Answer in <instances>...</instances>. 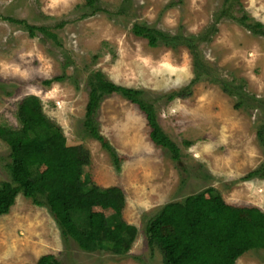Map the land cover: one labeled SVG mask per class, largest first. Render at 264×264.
Masks as SVG:
<instances>
[{
  "label": "rangeland",
  "instance_id": "obj_1",
  "mask_svg": "<svg viewBox=\"0 0 264 264\" xmlns=\"http://www.w3.org/2000/svg\"><path fill=\"white\" fill-rule=\"evenodd\" d=\"M239 2L242 11L234 12L235 5L233 15L245 13L264 29V0ZM83 3L0 0V124L18 128V102L36 96L67 144L88 149L84 185L122 189V218L136 228L135 237L123 253L83 251L72 239H63L45 202L35 204L18 194L0 215V264H36L47 253L59 264H162L159 249L147 244L146 221L165 203L208 186L230 205L264 212V179H242L264 161L255 139L258 113L234 108L230 96L206 81L193 84L189 96L168 100L165 95L192 77L189 50L184 45L151 47L130 28L142 23L196 35L215 26L210 41L199 46L204 61L220 78L244 80L257 97H264V36L228 17L215 20L222 0H99V11L78 18L75 6ZM6 16L44 26L57 41L38 30L30 36L21 25L2 19ZM59 21L63 25L55 27ZM96 70L116 84L140 89L154 103L158 124L179 148L180 161L149 140L144 114L117 93L103 98L96 110L98 131L115 151L117 165L84 133L87 76ZM62 74V80L53 79ZM7 155L0 140V182L8 179ZM235 264H264V251H245Z\"/></svg>",
  "mask_w": 264,
  "mask_h": 264
},
{
  "label": "trees",
  "instance_id": "obj_2",
  "mask_svg": "<svg viewBox=\"0 0 264 264\" xmlns=\"http://www.w3.org/2000/svg\"><path fill=\"white\" fill-rule=\"evenodd\" d=\"M240 12L239 0H222L215 13V20L228 17L252 34L264 36L260 22L249 21ZM101 9L99 0H84L76 5L78 18L93 15ZM21 25L31 36L38 30L56 40V35L44 26L29 24L25 20L2 17ZM63 21L54 23L61 27ZM131 32L146 39L155 47L163 44L171 48L184 45L192 57V77L186 85L168 93V100L187 97L191 86L198 81L217 85L230 96L233 107L258 113L255 139L264 156V97H257L245 87L244 80L223 79L214 73L200 53V43H207L215 34V26H207L200 33L184 34L165 32L152 26L133 23ZM64 75L53 79L60 81ZM51 81L45 80L48 85ZM88 98L83 117L84 133L95 139L114 163L117 155L107 139L99 133L96 110L106 96L117 93L134 104L143 114L148 126V138L156 146L166 149L174 161H180L177 145L162 130L157 121L154 103L143 96L140 89L112 82L99 71L87 76ZM18 128L0 124V140L8 148L6 169L8 179L0 182V215L8 212L18 194L32 199L33 203L45 202L64 240L72 239L83 251H112L123 253L129 249L136 228L124 221L122 210L124 195L119 186H85L81 177L83 166L89 162V151L84 146L69 145L60 125L48 118L39 99L26 95L17 105ZM253 177L264 179V161L248 171L243 180ZM43 198V201L40 200ZM147 244L157 247L162 264H235L236 259L248 250L264 251V212L256 206H233L226 203L211 186L189 194L181 201L165 203L144 225ZM36 264H59L53 254H43Z\"/></svg>",
  "mask_w": 264,
  "mask_h": 264
}]
</instances>
